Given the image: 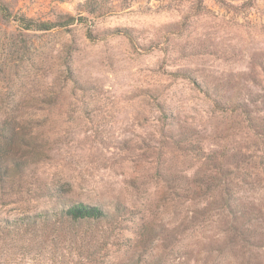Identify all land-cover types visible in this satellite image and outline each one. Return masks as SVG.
Returning a JSON list of instances; mask_svg holds the SVG:
<instances>
[{
  "label": "rangeland",
  "instance_id": "rangeland-1",
  "mask_svg": "<svg viewBox=\"0 0 264 264\" xmlns=\"http://www.w3.org/2000/svg\"><path fill=\"white\" fill-rule=\"evenodd\" d=\"M0 2V263L264 264V0Z\"/></svg>",
  "mask_w": 264,
  "mask_h": 264
},
{
  "label": "trees",
  "instance_id": "trees-1",
  "mask_svg": "<svg viewBox=\"0 0 264 264\" xmlns=\"http://www.w3.org/2000/svg\"><path fill=\"white\" fill-rule=\"evenodd\" d=\"M0 11L4 15L6 19L12 18L21 28L25 30H39V31H48L55 26H62L70 24L73 20V17L67 16L66 19L62 21H40L35 20L31 17H27L25 15H12L11 12L8 11L7 7L0 2ZM7 126L2 124L0 127V193L4 194L3 186L5 183V179L8 173V169L3 168L6 167V160L11 159L13 154H11V150L7 147V144H11L12 134L8 129L9 133H6ZM63 192V191H62ZM13 193V192H12ZM108 213L104 211L100 206L86 204L82 202H73L69 203L67 206H63L57 208L53 211H44L41 215L37 216L40 218V223L44 225V229L48 228L47 220L49 217L55 218L60 223L62 221H66L70 226L79 224L81 221H99L108 217ZM36 217V216H34ZM34 221L29 223H18L20 226L24 228L25 231L29 230V226L32 225ZM46 222V223H45ZM23 224V225H22ZM46 224V225H45ZM16 226V225H15ZM17 227V226H16ZM22 229V228H21ZM19 230V229H17ZM2 252L0 251V256ZM12 252L9 256L6 254V259L2 261L0 264H17L16 258L12 257Z\"/></svg>",
  "mask_w": 264,
  "mask_h": 264
}]
</instances>
